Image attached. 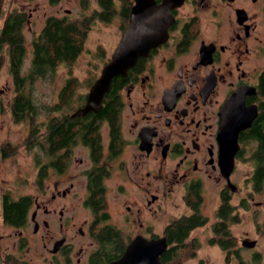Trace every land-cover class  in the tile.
Instances as JSON below:
<instances>
[{
  "label": "flooded vegetation",
  "instance_id": "obj_1",
  "mask_svg": "<svg viewBox=\"0 0 264 264\" xmlns=\"http://www.w3.org/2000/svg\"><path fill=\"white\" fill-rule=\"evenodd\" d=\"M2 3L0 29L7 16L2 17ZM96 3L98 9L88 18L104 24L116 21L119 37L99 74L86 83L87 92L76 94L75 74L61 86L58 96L67 84L73 93L72 108L58 110L55 117L56 127L68 125V141L59 148H38L33 179L37 192L21 195L31 197L23 219L16 225L5 223L1 206V221L11 232L0 234V264H110L116 259L104 263L99 257L102 248L115 246L108 233H117L126 248L137 235L166 238L174 220L194 214L202 223L189 234L207 224L212 231L209 243L223 251L228 263L261 264L256 252L248 259L240 255L241 250L253 249L257 240L244 237L238 246L231 226L240 216L232 196L239 189L236 164L245 151L252 163L246 177L249 201L264 207L263 201L255 200L264 190V0H183L171 8L166 39L139 57L125 77L112 79L117 105L113 119L94 116L97 112L71 116L85 104L91 85L115 51L134 0L128 10L122 1L113 2L110 13ZM100 12L102 19L93 18ZM28 21L25 15L22 29ZM1 149L2 158L14 154ZM208 185L217 190L212 220L201 210ZM6 192L10 194L2 192L0 201ZM178 196L189 212L166 221L158 235L159 215ZM239 206L247 209L243 202ZM12 236L15 240L9 245ZM244 240L255 245L245 247ZM222 241L230 247L222 249ZM15 247L19 256L10 250ZM35 248L36 257H31Z\"/></svg>",
  "mask_w": 264,
  "mask_h": 264
},
{
  "label": "rangeland",
  "instance_id": "obj_2",
  "mask_svg": "<svg viewBox=\"0 0 264 264\" xmlns=\"http://www.w3.org/2000/svg\"><path fill=\"white\" fill-rule=\"evenodd\" d=\"M2 2L3 18L13 10H23L26 18L29 20L24 24L22 29L27 47L25 58L20 67L22 75H25L29 70L31 63V42L43 27L46 17L67 15L73 20H83L88 24V15L98 9L95 0H2ZM113 2L117 5L119 0H113ZM2 20L0 19V26ZM118 37L119 28L116 21L104 24L101 21L93 20L92 27L84 43L83 51L74 63H61L54 72L41 76L33 80L32 83H27L26 90L36 105L37 114L33 115L32 119L26 118L19 123H14L11 117L9 102L14 95V81L9 72L8 52L6 47L0 50V148L6 149L7 147L6 152H14V154L5 158H2L0 154V195L2 192L8 190L14 198H19L25 194L35 196L37 192L36 185L33 183L36 174L35 155L38 153L40 146L32 145L28 147L27 139L37 135L35 138L41 142V133L46 131L50 119L55 118L58 113H61L60 111L67 112L74 105V103H71V107L69 108L64 103H59L58 101V92L66 79L75 74L78 80L76 94L87 92L88 85L86 83L89 79L99 74L103 59L109 56ZM98 46L104 50V58L100 56V50L96 51L99 48ZM54 104L60 105V111H49V108ZM34 125L38 128L37 132L30 135V130ZM76 148L84 147L77 146ZM251 167L252 163L248 161V154L245 151L236 164L235 180L238 183L239 189L232 196V202L238 206L240 216L237 223L231 226V230L232 234L236 236L238 246L244 237L257 240V244L253 249L241 250L240 255L242 258L248 259L256 252L257 256L261 258V264H264V229L262 230L261 227V230H259L264 207L256 208L254 203H250L249 201L248 194L251 191V186L246 177L249 176ZM262 193L255 195V200L264 202V190ZM216 196L217 190L215 186L208 185L204 190L205 199L201 210L204 214H209L211 220L213 209L215 208L213 201ZM240 202H243L247 209H242L239 206ZM189 210L190 207L183 202V199L179 196L176 197V199L172 200L168 209L159 215L157 219V234H162V225L166 221L178 217L183 213H188ZM208 226L206 224L189 234V238L186 240L187 248L181 252L180 257L177 259L179 264L234 263V261L228 263L224 258L223 251L217 245L214 246L209 243L212 231ZM10 232V228L4 225L0 218V234L7 235ZM14 240L15 237L12 236L7 240V243L11 245V242ZM188 243L195 245L192 244V247H190ZM10 250L13 254L19 256V252H16V247ZM30 255L31 257H36V248L30 251Z\"/></svg>",
  "mask_w": 264,
  "mask_h": 264
},
{
  "label": "trees",
  "instance_id": "obj_3",
  "mask_svg": "<svg viewBox=\"0 0 264 264\" xmlns=\"http://www.w3.org/2000/svg\"><path fill=\"white\" fill-rule=\"evenodd\" d=\"M96 1H98L99 6L102 9L104 8L107 12L110 13L113 10V0ZM120 1L125 4V10H128L131 0ZM1 3L2 0H0V16ZM104 16L105 15L100 12L94 15L93 18L98 17L102 19ZM88 19L90 23L91 18ZM24 21L25 15L23 13L13 11L6 16L0 29V48L5 46L7 49L9 56V72L15 83V96L10 105L12 118L15 123L22 122L26 118L32 119L33 115L37 114V108L31 95L26 92V83H32L33 80L52 73L61 63H71L82 50L87 30V24L83 20H73L67 15L61 17H48L39 36L33 40L32 60L29 72L26 75H22L20 67L25 55V49L21 29ZM71 95V84H67L60 91L58 96L59 103H64L65 106L70 108ZM116 107L117 105L114 103L113 92L110 88L104 98L102 108L97 114H94V116L102 117L107 115L110 119H113L117 111ZM59 109L60 105L54 104L49 108V111H57ZM55 122L56 118L50 119L45 134H41L40 136V143L37 138H35L37 135L29 137L26 141L28 147L39 144L41 148H59L65 141L67 142L69 137L68 125L58 128L55 126ZM67 122H69V120ZM37 129V126L34 125L30 130V135L36 133ZM30 138L33 140L32 142H28ZM8 148L10 147L8 146ZM1 151L3 154L5 153L4 148H2ZM191 194L194 196L197 193L191 192ZM30 200V196H22L18 199H13L10 194L6 192L1 198L3 221L7 224L16 225L17 222L23 219ZM201 223L202 219L197 217L196 214L192 216H182L174 220L172 222V227L165 231L168 246L161 255L160 260L164 263L179 264L177 259L180 257L181 252L185 251L187 248L186 240L189 238L190 230L201 225ZM219 231H223V227H221ZM221 233L222 232H218L217 234ZM108 235L113 237L112 242L115 246L101 249L99 257L103 258L104 263H109L119 258L125 250V246H122V239L117 233H108ZM211 241H213V239ZM124 243L126 244V240H124ZM192 244L193 243L189 244V246L192 247ZM224 244V242L220 244L222 249H227L231 245Z\"/></svg>",
  "mask_w": 264,
  "mask_h": 264
},
{
  "label": "water",
  "instance_id": "obj_4",
  "mask_svg": "<svg viewBox=\"0 0 264 264\" xmlns=\"http://www.w3.org/2000/svg\"><path fill=\"white\" fill-rule=\"evenodd\" d=\"M182 1L162 0L157 5L153 0H134L129 23L115 51L91 85L85 104L71 116H84L101 109L103 97L108 92L112 79L116 76L125 77L139 57L147 55L152 47L166 39L167 28L172 21L169 11ZM230 169L229 166L226 171ZM242 245L251 248L255 241L244 240ZM166 247L165 237L146 239L137 235L129 242L122 255L110 264H163L160 256Z\"/></svg>",
  "mask_w": 264,
  "mask_h": 264
}]
</instances>
